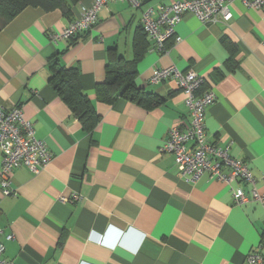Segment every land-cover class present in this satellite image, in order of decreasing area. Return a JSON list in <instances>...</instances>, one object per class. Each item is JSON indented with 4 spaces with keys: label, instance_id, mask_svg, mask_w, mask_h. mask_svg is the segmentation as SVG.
I'll list each match as a JSON object with an SVG mask.
<instances>
[{
    "label": "crops",
    "instance_id": "crops-1",
    "mask_svg": "<svg viewBox=\"0 0 264 264\" xmlns=\"http://www.w3.org/2000/svg\"><path fill=\"white\" fill-rule=\"evenodd\" d=\"M170 1L144 0L139 9L107 4L72 42L52 44L49 35L93 0H80L67 16L26 7L0 30V106L20 107L51 155L37 174L26 167L11 172L12 196H2L0 180L2 255L13 264H244L249 253L264 256V205L235 204L229 186L208 175L189 183L172 155L160 153L167 131L191 119L173 80L149 82L155 70L169 66L202 77L203 90L216 97L206 110L207 141L244 161L264 195V6L250 9L234 0L227 24L203 25L187 13L175 26L178 42L170 38L160 52L149 51L146 36L135 84L158 95V106L145 109L122 98L105 104L96 97L107 52L131 61L142 12ZM54 58L79 72L98 116L91 132L49 84ZM242 187L249 196L252 186ZM72 195L79 199L60 201Z\"/></svg>",
    "mask_w": 264,
    "mask_h": 264
},
{
    "label": "built area",
    "instance_id": "built-area-1",
    "mask_svg": "<svg viewBox=\"0 0 264 264\" xmlns=\"http://www.w3.org/2000/svg\"><path fill=\"white\" fill-rule=\"evenodd\" d=\"M234 0H174L169 4L158 3L146 8L141 14V28L145 32L152 46L149 51H162L167 40L175 38V26L183 15L192 14L203 25L226 23L232 18L230 6ZM252 9H261L264 0H241ZM126 2L131 7L139 9L144 0H93L91 5L81 6L78 17L64 26L59 32L50 33L52 44L62 40L70 41L78 35L84 34L96 23L99 11L107 4ZM171 79L176 83L184 95L185 105L190 114L187 127L174 126L170 128L160 153H169L173 157L176 169L186 181L196 183L204 175L229 186L235 204L241 205L248 201H256L264 205V195H260L255 188V180L247 164L232 157L229 147H219L206 139L205 115L215 99L210 89H204V80L194 71L179 72L173 66L155 70L149 79L151 84H158ZM45 144L35 137L33 124L27 121L20 107L6 110L0 106V180L2 196L14 195L10 184V174L13 170L26 167L31 173L37 174L49 162ZM248 184L252 188L249 196L242 185ZM78 195L71 198H61L63 203L74 202ZM2 230L0 228V236ZM7 239H12L8 235ZM3 247L0 242V264H13L2 255ZM244 264H264V256L253 252L244 256Z\"/></svg>",
    "mask_w": 264,
    "mask_h": 264
},
{
    "label": "trees",
    "instance_id": "trees-1",
    "mask_svg": "<svg viewBox=\"0 0 264 264\" xmlns=\"http://www.w3.org/2000/svg\"><path fill=\"white\" fill-rule=\"evenodd\" d=\"M79 2L80 0H0V30L26 7H38L47 12L61 9L67 16L70 14V8ZM146 39L143 28L138 27L132 40L133 59L131 61L117 55L115 50L110 49L107 52L106 76L94 90L101 103L112 104L115 100L122 98L145 109H152L161 104L162 99L158 95L139 89L135 84V64L148 49ZM47 68L50 71L48 81L54 93L68 107L71 116L79 121L82 129L91 132L96 127L98 116L95 115L90 100L82 92L78 70L62 66L57 58L50 60Z\"/></svg>",
    "mask_w": 264,
    "mask_h": 264
}]
</instances>
